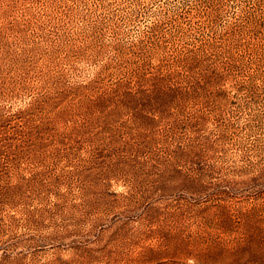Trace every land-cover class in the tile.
<instances>
[{"label":"rangeland","instance_id":"374dc122","mask_svg":"<svg viewBox=\"0 0 264 264\" xmlns=\"http://www.w3.org/2000/svg\"><path fill=\"white\" fill-rule=\"evenodd\" d=\"M0 264H264V0H0Z\"/></svg>","mask_w":264,"mask_h":264}]
</instances>
